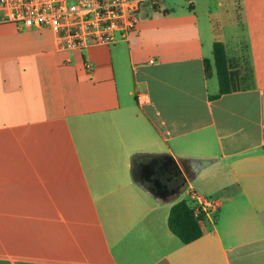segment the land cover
Instances as JSON below:
<instances>
[{
  "label": "crops",
  "instance_id": "obj_1",
  "mask_svg": "<svg viewBox=\"0 0 264 264\" xmlns=\"http://www.w3.org/2000/svg\"><path fill=\"white\" fill-rule=\"evenodd\" d=\"M215 42L242 85L219 96ZM146 153L220 201L199 238L168 225L187 191L135 181ZM0 264H264V0L145 5L82 51L0 21Z\"/></svg>",
  "mask_w": 264,
  "mask_h": 264
},
{
  "label": "built area",
  "instance_id": "obj_2",
  "mask_svg": "<svg viewBox=\"0 0 264 264\" xmlns=\"http://www.w3.org/2000/svg\"><path fill=\"white\" fill-rule=\"evenodd\" d=\"M164 0H0V21L20 29L36 27L53 32L63 50H85L97 45L110 46L127 40L137 29V14L145 5L161 7ZM87 70L92 62H85ZM188 183V181H187ZM200 217L214 216L220 201L187 190Z\"/></svg>",
  "mask_w": 264,
  "mask_h": 264
},
{
  "label": "trees",
  "instance_id": "obj_3",
  "mask_svg": "<svg viewBox=\"0 0 264 264\" xmlns=\"http://www.w3.org/2000/svg\"><path fill=\"white\" fill-rule=\"evenodd\" d=\"M213 51L214 66L220 87L215 96L239 90L242 87L241 78L237 71L231 70L225 45L222 42H215ZM206 71L209 74V62H207ZM168 225L184 243H189L203 234L201 219L196 216L194 205L187 199H182L171 207Z\"/></svg>",
  "mask_w": 264,
  "mask_h": 264
},
{
  "label": "water",
  "instance_id": "obj_4",
  "mask_svg": "<svg viewBox=\"0 0 264 264\" xmlns=\"http://www.w3.org/2000/svg\"><path fill=\"white\" fill-rule=\"evenodd\" d=\"M205 163L207 162L201 161L200 165ZM182 164L187 162L183 161ZM132 174L135 181L153 195L157 193L159 186L169 189L173 185L181 189L190 177V173H185L178 162L170 161L163 153L137 154Z\"/></svg>",
  "mask_w": 264,
  "mask_h": 264
},
{
  "label": "rangeland",
  "instance_id": "obj_5",
  "mask_svg": "<svg viewBox=\"0 0 264 264\" xmlns=\"http://www.w3.org/2000/svg\"><path fill=\"white\" fill-rule=\"evenodd\" d=\"M165 1V0H164ZM175 1V0H174ZM178 1H184V0H178ZM166 2H168V1H166ZM213 63V66H214V62H212ZM215 67V66H214ZM192 182V181H191ZM188 188H189V182L188 183H186L184 186H183V189H182V194L178 197V198H184L185 196H187L186 195V191L188 190Z\"/></svg>",
  "mask_w": 264,
  "mask_h": 264
},
{
  "label": "flooded vegetation",
  "instance_id": "obj_6",
  "mask_svg": "<svg viewBox=\"0 0 264 264\" xmlns=\"http://www.w3.org/2000/svg\"><path fill=\"white\" fill-rule=\"evenodd\" d=\"M169 191V189L166 186H159L157 193L165 194Z\"/></svg>",
  "mask_w": 264,
  "mask_h": 264
}]
</instances>
